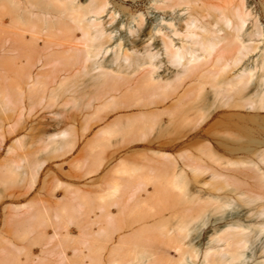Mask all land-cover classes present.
Returning <instances> with one entry per match:
<instances>
[{"label":"rangeland","instance_id":"obj_1","mask_svg":"<svg viewBox=\"0 0 264 264\" xmlns=\"http://www.w3.org/2000/svg\"><path fill=\"white\" fill-rule=\"evenodd\" d=\"M104 2L103 14L87 16L100 21L103 32L124 20L112 33L123 34L101 62L116 55L122 61L125 49L146 54L150 33L170 32L194 18L200 35L205 30L214 37L230 34L225 45L254 48L240 63L248 72L246 95L220 101L199 98L200 118L194 119L186 104H177L187 83L167 102H174L171 110L162 111L167 104L157 107L163 115L146 130L137 124L136 107L111 111L107 121L123 116L124 123L132 124L67 129L62 149L50 152L48 147L43 150L46 138L65 130L64 121L72 118L36 112L14 123L17 116L8 117L6 84L0 81V264H205V253L214 250L216 235L229 224L244 231V264H264V207L258 204L264 189L252 191L246 185L257 179L264 183V109L248 113L241 106L229 107L244 104V98L252 105L264 98V0ZM140 27L145 40L134 44L133 33L139 37ZM130 62L138 64L125 60ZM226 70V81L240 71ZM127 71L139 75L132 67ZM205 88L212 90L207 84ZM188 98L192 96L183 101ZM55 122L61 125L52 127ZM218 135L225 136L224 148L234 152L213 144ZM38 148L43 155L31 157ZM235 165L244 168L242 174L228 169ZM246 167L256 178H246ZM199 207L200 216L183 230L179 244L171 240V222L186 219ZM161 218L162 228L156 225ZM176 245L186 250L183 256Z\"/></svg>","mask_w":264,"mask_h":264},{"label":"bare ground","instance_id":"obj_2","mask_svg":"<svg viewBox=\"0 0 264 264\" xmlns=\"http://www.w3.org/2000/svg\"><path fill=\"white\" fill-rule=\"evenodd\" d=\"M105 2L92 0L83 5L79 2L74 4L73 0H0V81L6 84L4 106L8 117L17 116L14 123H18L22 115L28 118L36 112L67 114L72 118L70 122L64 121L65 130L48 135L44 151L47 147L50 152L61 150L67 129H87L97 123H106V130L130 126L133 120L124 123L123 116L106 120L111 111L120 109L136 107L140 116L137 124L144 131L163 115L157 107L167 104L179 88L187 83L185 95L178 98L177 104H186L190 110L189 116L194 119L200 118L199 98L209 97L220 101L223 98L235 100L240 94L241 97L246 95L248 72L247 67H242L240 63L255 51L254 48L243 45L234 49L232 43L225 45L230 34L214 37L203 29L205 31L200 35L197 29L202 28L198 27L194 18H189L185 23L179 22L170 32L158 29L150 33L148 39L151 44L148 45L149 49L144 50L146 54H135L134 51L128 53L125 49L122 51V61L116 55L112 61L101 62L108 47L123 34L122 30L119 35L112 33L124 20L120 18L115 21L107 33L100 28V21L87 17L91 13L99 16L103 14ZM114 19L112 17L111 22ZM225 23L229 25L230 20L226 19ZM243 23L241 19L240 26ZM143 33L141 27L138 28L139 37L136 38L133 33L134 44L137 39L145 40ZM155 48V52H148ZM128 59L137 60V66L131 62L125 64ZM131 67L133 71L139 72L138 76L132 77V73H128ZM227 68H239L240 71L237 70L234 77L226 81ZM206 84L211 87V91L206 90ZM134 94L136 99L131 97ZM188 96L192 98L183 101ZM242 101V105L231 103L229 107L241 106L248 113L264 109V98L255 105L246 98ZM173 104L170 102L162 111L171 110ZM60 125L59 122L51 124L54 128ZM224 139V135H218L213 144L231 154L235 149L224 148ZM228 141L235 140L228 137ZM36 154L42 156L43 151L38 148L30 156L35 157ZM221 169L226 170L225 167ZM228 169L238 175L243 173L244 168L235 165ZM250 170V167L245 168L246 178H256L252 174L248 175ZM246 185L252 191L264 189L260 179L246 182ZM259 194L263 200L258 204L264 207V190H260ZM201 212L202 208L199 207L186 219L171 222V240L179 244L183 230L189 228ZM156 223L162 228L164 219ZM177 223L179 225L175 226ZM260 228L264 229V224ZM237 229L230 224L221 229L214 239V250L205 253V264H244L245 260H241L244 231ZM175 250L180 256L186 253L179 245H176Z\"/></svg>","mask_w":264,"mask_h":264}]
</instances>
